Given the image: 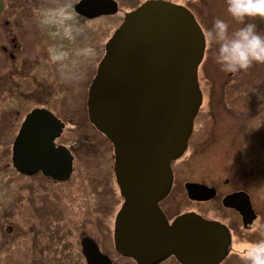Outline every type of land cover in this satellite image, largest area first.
<instances>
[{
    "label": "rangeland",
    "instance_id": "rangeland-1",
    "mask_svg": "<svg viewBox=\"0 0 264 264\" xmlns=\"http://www.w3.org/2000/svg\"><path fill=\"white\" fill-rule=\"evenodd\" d=\"M36 1L21 0L20 7L26 10L21 25L28 32H37L44 50L41 107L66 123L58 140L74 144L73 171L66 182L37 174L24 176L12 167L7 153L0 155V222L12 227L0 254H5L10 264H85L80 239L98 235L106 239L115 264H135L115 255L110 245L122 197L114 177L112 145L89 124L85 100L107 39L123 14L143 0H115L116 13L91 19L76 15L73 5L78 0ZM169 1L184 5L195 15L205 39L199 68L204 73L199 72L203 106L191 141L192 147L198 146L189 165L203 172L188 169L187 178L202 173L197 176L216 183L230 177L236 187L245 189L248 185L244 180L250 175L252 184L247 189L258 218L247 230L239 229V222L233 225L230 254L219 263L244 264L241 257L246 246L264 239V63L254 62L247 70L233 74L222 71L215 62L218 45L208 38L213 21L223 18L230 31L242 26L227 13L226 0ZM254 22L264 29V21ZM32 106L28 102V109ZM22 120L18 118L17 126L13 124L12 139ZM7 204L9 208L3 210ZM206 206L201 209L205 216L228 223L230 217L220 206ZM0 259V264L7 263ZM164 264L178 263L168 260Z\"/></svg>",
    "mask_w": 264,
    "mask_h": 264
},
{
    "label": "water",
    "instance_id": "water-1",
    "mask_svg": "<svg viewBox=\"0 0 264 264\" xmlns=\"http://www.w3.org/2000/svg\"><path fill=\"white\" fill-rule=\"evenodd\" d=\"M117 9L115 0L74 4L75 12L87 17ZM204 47V34L185 6L146 0L124 13L88 86V120L113 145L123 198L114 221V245L140 264L169 255L183 264H218L227 253L230 235L225 225L193 212L168 223L158 206L169 190L170 162L185 149L201 103L197 72ZM63 128L64 122L50 110L32 109L12 143L15 170L68 180L73 156L55 143ZM186 189L194 199L215 191L197 183H186ZM222 204L237 210L244 226L256 216L243 191L227 194ZM81 247L87 264H111L91 237H82Z\"/></svg>",
    "mask_w": 264,
    "mask_h": 264
},
{
    "label": "flooded vegetation",
    "instance_id": "flooded-vegetation-1",
    "mask_svg": "<svg viewBox=\"0 0 264 264\" xmlns=\"http://www.w3.org/2000/svg\"><path fill=\"white\" fill-rule=\"evenodd\" d=\"M1 2L2 10L0 12V155H2L3 153H7L10 158L9 162L11 164V148L13 140L12 128L15 127L13 124H16L17 126L16 120L18 118L20 120L23 119L29 111L34 108H39L42 105L43 82L40 64H42L43 62L42 59L44 58V50L38 43L37 35H35L37 32H28L21 25V19L23 18V14L26 12L24 7H20L21 0H1ZM36 4H38L37 1ZM34 11L35 14H37L36 10ZM77 16L82 19L84 18L79 15ZM202 71L203 69L201 71H198V76L199 72H201L202 75L204 74ZM199 86L203 98V89L201 88L200 79ZM28 102L33 103L34 106L28 109ZM202 106L203 105L201 102L199 111L194 119L195 128L193 127V131L188 141V152L183 153L179 158H177L171 163V188L168 194L159 201V207L164 213L166 219L171 222V220L175 216L186 212H195L197 214L205 216V213L201 210L204 208V204H206V207L210 209L220 206L221 209L225 210L224 212L228 215V217H230L228 223L225 222V224L231 230L232 235H234L235 232L233 225L236 222H239V224L242 226L241 227L238 223H236L239 229L242 228L245 230L250 229L252 227V224L248 226H243L239 212L232 207L223 206L222 199L227 194L237 191H244L248 194L252 205V197L247 189V187L252 184L249 181L250 175L244 180V182L248 185L247 187L245 185V189L241 187H236L238 185L232 182L230 177H224L216 183H208L206 182L207 179L197 176L204 175L202 173L193 174L195 178H187L190 173L188 169L203 172L199 167L194 164L189 166L192 160L193 152L197 151L195 150V147L198 146V143L195 144L194 147H192L191 141L194 136V132L196 131V123L201 113ZM54 114L56 115V113ZM12 118H14V121L12 120ZM20 124L21 122L18 126H20ZM56 143L65 145L61 141H57ZM65 146H67L73 154V145L70 144ZM6 166H8V164H6ZM187 181L202 183L206 184L207 186H211L215 189V195L210 198H189L185 189V182ZM8 208L9 205L7 204V207H5L3 210H7ZM253 209L256 215H258L256 209L254 207ZM11 231V224H5L3 222H0V250L2 246H4L7 241H9V235L11 234ZM92 239L98 246L100 252L107 255L112 261V263L115 264L113 256L106 248L107 242L104 236L98 237V235H96V237H92ZM110 245L113 248V253L115 255H118L122 258L130 259L135 264H140L136 260H133L130 257H126L119 253L117 250H115L113 244V229L112 238L110 239ZM80 252L82 254L81 245ZM3 255L5 254H0V257H2L5 262H7L6 264H10V262L12 261H9V258L5 256L3 257ZM82 257L85 260V264H87V259L83 256V254ZM159 260L160 259H158L157 261L155 260V262L150 264H164L168 260H174L175 263L181 264L172 255L158 262ZM54 264H58V262H55ZM70 264H72L71 261Z\"/></svg>",
    "mask_w": 264,
    "mask_h": 264
},
{
    "label": "clouds",
    "instance_id": "clouds-1",
    "mask_svg": "<svg viewBox=\"0 0 264 264\" xmlns=\"http://www.w3.org/2000/svg\"><path fill=\"white\" fill-rule=\"evenodd\" d=\"M227 13L242 26L229 30L223 18H216L208 38L218 45L214 60L226 73L247 70L254 62L264 63V29L256 19L264 21V0H226ZM247 21V22H246ZM244 264H264V239L250 243L243 251Z\"/></svg>",
    "mask_w": 264,
    "mask_h": 264
},
{
    "label": "trees",
    "instance_id": "trees-1",
    "mask_svg": "<svg viewBox=\"0 0 264 264\" xmlns=\"http://www.w3.org/2000/svg\"><path fill=\"white\" fill-rule=\"evenodd\" d=\"M90 78H92V77H90ZM75 117V116H74ZM89 121V120H88ZM74 124V123H73ZM89 124L94 128L93 130L95 131L96 130V128L89 122ZM85 126V123L83 124V127ZM97 131V130H96ZM98 132V131H97ZM74 143H76V141H74ZM72 145H74V144H72ZM45 178V177H44Z\"/></svg>",
    "mask_w": 264,
    "mask_h": 264
}]
</instances>
